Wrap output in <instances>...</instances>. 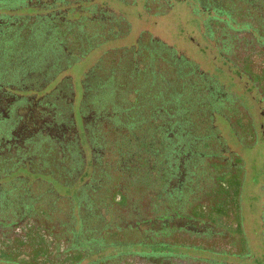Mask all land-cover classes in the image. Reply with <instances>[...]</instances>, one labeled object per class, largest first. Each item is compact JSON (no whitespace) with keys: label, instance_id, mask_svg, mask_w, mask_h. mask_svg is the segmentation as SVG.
Instances as JSON below:
<instances>
[{"label":"trees","instance_id":"16d2710c","mask_svg":"<svg viewBox=\"0 0 264 264\" xmlns=\"http://www.w3.org/2000/svg\"><path fill=\"white\" fill-rule=\"evenodd\" d=\"M15 1L0 0V29L10 31L17 27L24 42L33 34L51 32L50 39L54 36L56 43L46 54L50 70L62 63L64 55L69 62L59 72L51 74L46 69L41 74H31L27 80L18 78L0 91V118L10 120L12 109L19 105L10 133L1 134L0 138V185L11 187L10 197L16 193L17 200L12 203L19 209L18 218L0 216V223H9V229L0 226V264L258 262L259 256L243 227L241 160L238 162L234 154H228L227 143L215 125L218 118L225 120L238 143L244 145L245 139L254 134L253 120L247 114L235 120L214 106L210 98L220 87L209 91L205 75L197 73L185 57L179 58L174 48L160 41L148 43L139 39L131 47L105 50L98 64L83 74L79 119L89 126L84 134L91 152V159L87 155L85 158L80 132L77 135L72 131L74 120L78 123V119L73 118L77 111L69 102L75 82L68 72L108 42L127 38L129 30L124 32L122 26L128 22L94 0H24V4L13 6ZM155 1L161 4L163 0ZM196 1L206 11L208 21L216 23L218 33L221 29L235 59H251L253 54L264 57V0ZM256 78L252 83L259 90L255 83L264 82V66ZM169 80L172 86L162 92L159 86ZM111 86L101 102L114 99L122 116L109 110V116L102 120L93 107L92 89ZM192 93L200 96L193 106L200 115L195 120L191 116L192 106L185 101ZM6 95L36 96L40 104L51 110L53 124L47 127L56 136H43L37 129L35 140H26L22 149L12 152L13 145L8 141L24 118L20 111L25 99L8 108ZM124 98L129 103L127 107L121 104ZM60 100L67 105L65 108ZM147 108L145 120L154 122L173 142L168 150L172 160L162 158L166 153H150L149 148L147 152L145 146L140 147L136 155L144 166L143 173L135 174L124 187L115 184L108 191V173H118L127 165L117 163L121 155L111 154L109 145L101 139L104 125L117 120L139 126L144 123L143 111ZM51 113L46 114L50 117ZM245 117L248 118L242 123ZM92 125H97L94 131ZM200 125L209 132L208 137L199 134ZM181 127L191 136L189 145L178 144ZM92 134L98 137V145L90 140ZM40 152L48 155L46 163L38 156L31 158ZM74 187L73 197L61 191ZM133 190L139 195L130 200L128 195ZM177 198L183 203L176 204ZM150 200L153 209L147 215L143 204ZM176 208L182 214L175 215ZM188 211L194 215H188ZM174 222L184 224L177 227ZM139 244L151 250L146 254L157 256L136 254L134 250ZM111 250L115 252L110 253Z\"/></svg>","mask_w":264,"mask_h":264},{"label":"rangeland","instance_id":"374dc122","mask_svg":"<svg viewBox=\"0 0 264 264\" xmlns=\"http://www.w3.org/2000/svg\"><path fill=\"white\" fill-rule=\"evenodd\" d=\"M94 1L100 7H105L112 15L124 17L129 26L124 23L122 30L125 32L128 29L129 33L127 38L108 42L103 48L93 52L84 61L68 72L71 81L75 82V93L77 91L73 106H75V111H77L76 114H74L77 115L75 117L78 119L81 142L84 143L86 150V153L83 155H87V158L90 157L91 159V152L88 151L89 148L86 144V141H89V139L84 134V129L89 128V126L85 125L82 119L81 121L79 119V116L81 117L80 112L82 113V111H80L81 103H83V92L81 90V78L83 74L90 67L96 65L98 60L104 57L103 53L105 50L114 47H131L136 45L139 39H143V41L148 43H150L149 41L151 40L160 41L167 47L174 48L179 55L187 57L193 61L198 66L200 73H203L205 77H210L209 79L220 87V89L210 98V101L214 106L223 109L227 117L235 118V120L236 117L247 114L255 124L254 134L245 139V144L243 145L236 141L235 136L231 132L230 125L225 120L218 118L215 123L220 135L227 143L228 154H234V158L237 159L238 162L241 160L242 166L240 165L239 168H242L243 170L240 190L241 209L244 218L243 227L246 236H248L251 242L253 251L259 256L258 262H253V264H264V82L255 83L260 89H254L253 84L250 83L251 77L248 78L247 76H244L241 71L238 72V69H235L234 71L226 64L218 61L216 51L207 47L206 54L205 52H201V48H206V42L202 38L201 31L198 29L197 24L194 22L191 7H189L187 3H176L173 2V0H170L173 3L170 5V8H167L169 3L164 2V0H161V4L155 0H127V3L125 4L118 0ZM18 4H24V0H16L13 3V6H17ZM195 9L199 11L196 6ZM198 14L199 20L208 17L206 11H202L201 9ZM209 24H214V22H210ZM50 33L51 32H48L46 35L43 33L33 34L29 41L24 42L17 33V27L10 31L0 29V91L3 86L13 83L18 78H25V80H27L31 74H41L46 69L50 70V59L46 57V54L49 48L50 50L55 48L56 43L54 36L50 39ZM227 44L230 46L229 43ZM56 53L58 55L60 54L58 51H56ZM64 58V60H60L62 63H58L50 70L51 74L59 72L60 69H63L64 65L69 62L66 55H64ZM231 59L233 60V55H231ZM263 60V56H256L254 58L255 63L250 66V70L254 75L252 79L253 82L262 71ZM243 64V62L240 63V65L244 67L245 64ZM215 65L217 68L220 66L219 68L226 73L219 72L215 69ZM218 80H220L222 84L221 86H219L220 82ZM170 86H172V82L169 80L168 83L160 85L159 88L162 92H165ZM111 89L112 86L103 89H92V94L94 95L93 107L102 120H105L109 116V110L113 111L114 114L120 118L122 116V114H120L122 110L115 106L114 99L107 103L101 102L100 98L109 93L107 90ZM170 94H172V92H170ZM199 97L198 94L192 93L188 94L185 98V101L192 106L191 109L193 111H191V116L193 117V120L200 116L196 107H193ZM61 102L62 100H60V103ZM121 104H126V107L129 105L125 98L121 100ZM110 105L113 107L107 109L104 107ZM18 106L19 105L12 109L10 120L0 118V138L2 137L1 134L10 133L12 122L18 117ZM66 106L65 103H61L62 108H65ZM227 106L229 107L226 108ZM144 112L146 114L142 117L144 123L141 125L139 124V126H133L132 124L125 125L117 120L104 125V130L102 132L103 137L101 139L104 143L109 145L111 154L114 156H117L118 154L121 155L122 158H120L117 163L123 166L124 164L127 165L125 168H120V172L118 173H115V171L110 172L111 174L108 173V179L107 182H105L106 190L108 191L115 187V184L124 187V184H127L131 178L135 177V174L138 175L143 173L144 166L138 161L140 157L136 155V151L141 150L140 147L143 148L145 146V151L147 152L149 148L150 153H166L168 156L165 155L162 157L165 160H169V157H171L172 152L169 151L168 153V150L169 145H172L173 142L168 140L169 135H167L166 132L163 133L162 130H160V128H158L151 120H145L149 114V108H147V110L144 109L143 113ZM248 117H245L242 123H244ZM96 127L97 125H94V127L93 125L91 126L93 131ZM184 129V127L180 128L181 137H179V145H189L187 143H189L191 136L185 134L186 132ZM200 129L199 134L208 137L209 132L204 130L202 125H200ZM158 138L160 140H158ZM90 140L98 145V137L92 134ZM245 145L247 147H244ZM106 151H108V149H106ZM42 153L43 152L35 153L32 156L30 154V156L31 158H36L38 156L42 159L41 161L43 163H46L48 161V155ZM171 160L172 157L170 158V161ZM138 168H141V170ZM74 189H76V187L66 191L62 189L61 191L67 193L68 196L73 197ZM10 193L11 187L9 185H0V216L7 217L8 219L10 217L18 218L17 214L19 209L12 203V200H17L18 196L14 193V195H11L10 197ZM138 195L139 193L133 190V192L130 191L128 198L133 200V198ZM118 198L120 197L118 196ZM181 201L180 198H177L175 202L176 204H182L183 202ZM134 206H136V208L139 207L137 201L134 202ZM143 206L145 207L143 208V212L147 215L150 214L153 209V206H151V200L149 201V204L147 202L143 204ZM174 211L175 215L176 213H181H178L179 211L177 208ZM187 213L188 215H194L191 211H188ZM179 218L182 217L179 216ZM184 220L188 222L189 218L184 217ZM182 222H174L173 224L179 227L184 224ZM0 226L3 229H9V223L7 221L5 223H0ZM91 249L95 250L94 248ZM149 250L150 249L139 244L134 251L140 256H157V254L152 253L146 254V251ZM114 252L115 251L112 250L110 251V253Z\"/></svg>","mask_w":264,"mask_h":264},{"label":"flooded vegetation","instance_id":"af4514ba","mask_svg":"<svg viewBox=\"0 0 264 264\" xmlns=\"http://www.w3.org/2000/svg\"><path fill=\"white\" fill-rule=\"evenodd\" d=\"M164 2L169 3V6H167V8H170V5L173 2L187 3L188 6L191 7V11L193 14L192 17L194 18V22L197 24L198 29L201 31L202 38L206 42V48H201L200 49L201 52L202 53L205 52V54H206L208 48L212 49L213 51H216V54L218 56V61H221L223 64H226L227 66H229L234 71H235V69H238L239 70L238 72L241 71V73L244 76H247L248 78L251 77L250 83H252V79H253L254 75H253V72L250 70V66H252L255 63L254 58L256 56H259L258 54H253L251 59L250 58L244 59L242 57L235 59L233 57V60L235 61L234 62L231 59V55H233V54L230 53L228 46L225 43V38H223L225 36H222V34H220L221 29H219V31H220L219 33L217 32L216 23L210 25L209 24L210 21H208L209 17H204L203 19H200V20L198 19L199 18L198 13H200L201 7L196 0H193V1L192 0H173V2L170 0H164ZM195 6L197 9H199V11H197L195 9ZM220 27H222V26L220 25L219 28ZM234 55H235V53H234ZM178 57L182 58L184 56L179 55V53H178ZM185 58H186V60L190 61L192 63V65L196 68V70L198 71V72L197 71L196 72L200 73L198 66L193 61H191L189 58H187V57H185ZM98 62L99 61H97V64H98ZM241 62H243L245 64L244 67L242 65H240ZM262 64L264 66V60L262 61ZM219 67L217 68V66L215 65V69H217L219 72L225 74L226 72ZM201 75H204V74L201 73ZM208 75H209V73H208ZM82 78H83V76H82ZM82 78H81V81L83 80ZM206 78H207L206 82H208L210 85L209 91L215 90L216 86H217L216 83L215 82L212 83V81L209 79L210 77H206ZM218 81L220 82V80H218ZM220 85H222L221 82H220ZM81 88H82V83H81ZM75 94L77 95V91H76V93L74 92L72 94L73 98L69 99V102L71 105H73V101H75ZM20 99H25V103L23 104V107L20 111V114H22V116H24V118L20 119L18 131H16L14 133V136L11 138V140L8 141V143L13 145L12 152H14V153L17 151V149H22L24 147L26 140H35L36 134H38L37 129H40L39 132L43 136L49 135L51 138H54L56 136L54 134V132L51 130L52 128L47 127L49 123L53 124V120H52L53 114L51 113V110L45 104H40V100L37 99L36 96L21 97L20 95H18V96L6 95V97L4 98V101H6L7 107L10 108L11 106H13L15 104L16 101H19ZM48 112L51 113L50 117L46 114ZM75 116L76 115L74 114L73 118H75ZM44 127H47V129H45ZM72 131L74 134H77V135L79 133V126H78V123L76 120H74V125L72 128ZM234 136L236 138V141L238 142L239 140L237 139V136L235 134H234Z\"/></svg>","mask_w":264,"mask_h":264}]
</instances>
